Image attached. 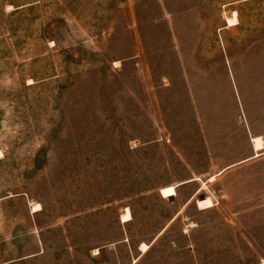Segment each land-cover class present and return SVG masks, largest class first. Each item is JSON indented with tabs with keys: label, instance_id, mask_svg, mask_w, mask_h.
<instances>
[{
	"label": "rangeland",
	"instance_id": "obj_1",
	"mask_svg": "<svg viewBox=\"0 0 264 264\" xmlns=\"http://www.w3.org/2000/svg\"><path fill=\"white\" fill-rule=\"evenodd\" d=\"M249 129L264 0H0V264H264Z\"/></svg>",
	"mask_w": 264,
	"mask_h": 264
},
{
	"label": "crops",
	"instance_id": "obj_2",
	"mask_svg": "<svg viewBox=\"0 0 264 264\" xmlns=\"http://www.w3.org/2000/svg\"><path fill=\"white\" fill-rule=\"evenodd\" d=\"M255 139L262 140V146L260 148L256 147ZM249 147L250 154L247 158L231 164V166H229L224 171L220 172L218 175H216V177L222 175V173L228 172L229 177L231 179H234L235 176H242L243 173L248 172L249 169L252 168L260 169L261 176L264 180V134L255 133L251 129H249Z\"/></svg>",
	"mask_w": 264,
	"mask_h": 264
},
{
	"label": "bare ground",
	"instance_id": "obj_3",
	"mask_svg": "<svg viewBox=\"0 0 264 264\" xmlns=\"http://www.w3.org/2000/svg\"><path fill=\"white\" fill-rule=\"evenodd\" d=\"M230 22L232 24L234 22V20H232ZM255 143H256L257 148H260L262 146V140L261 139H255ZM210 180H211V182H213L214 178H212ZM161 193L163 194V196L165 198L173 197L174 195H176L175 189L173 187L165 188L162 190ZM197 206L199 209H203V210L211 209L214 207V203H213L211 198H206L205 200H203V199L199 200L197 202ZM35 208L40 209V205H37ZM131 217H132L131 212L129 211V209H126V213L122 218L123 223L131 220ZM142 248L146 250L148 247H147V245L143 244Z\"/></svg>",
	"mask_w": 264,
	"mask_h": 264
},
{
	"label": "water",
	"instance_id": "obj_4",
	"mask_svg": "<svg viewBox=\"0 0 264 264\" xmlns=\"http://www.w3.org/2000/svg\"><path fill=\"white\" fill-rule=\"evenodd\" d=\"M201 199V198H200Z\"/></svg>",
	"mask_w": 264,
	"mask_h": 264
}]
</instances>
